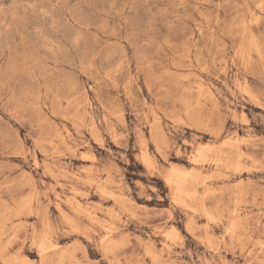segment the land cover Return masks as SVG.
<instances>
[{"label": "rangeland", "instance_id": "374dc122", "mask_svg": "<svg viewBox=\"0 0 264 264\" xmlns=\"http://www.w3.org/2000/svg\"><path fill=\"white\" fill-rule=\"evenodd\" d=\"M0 264H264V0H0Z\"/></svg>", "mask_w": 264, "mask_h": 264}, {"label": "bare ground", "instance_id": "6f19581e", "mask_svg": "<svg viewBox=\"0 0 264 264\" xmlns=\"http://www.w3.org/2000/svg\"><path fill=\"white\" fill-rule=\"evenodd\" d=\"M110 196V195H109Z\"/></svg>", "mask_w": 264, "mask_h": 264}]
</instances>
